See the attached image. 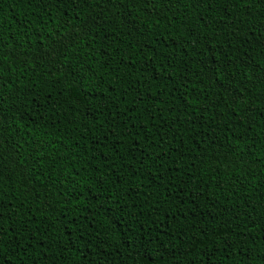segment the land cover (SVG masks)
I'll list each match as a JSON object with an SVG mask.
<instances>
[{"label": "trees", "instance_id": "16d2710c", "mask_svg": "<svg viewBox=\"0 0 264 264\" xmlns=\"http://www.w3.org/2000/svg\"><path fill=\"white\" fill-rule=\"evenodd\" d=\"M223 8V2L208 10L193 11L190 7H181L175 17L162 19L157 25L151 6L145 9L135 0L126 3L123 15L134 18L145 36L166 39L177 49L175 70L163 81H152V73L142 70L146 63L142 57L147 52L139 50L143 37L135 30L130 32L126 21L120 22L123 15L112 21L109 19L111 13H108L99 36L91 35L77 41L60 57L73 69L87 62L97 72L95 78L84 81L87 88L93 90L91 102L86 105L81 102L85 90L78 87L71 74L59 62H52L46 53L60 37L71 39L73 33L78 34L80 22L91 9L59 3L58 0H50L48 4H37L35 0H0V38L6 46L14 47L18 52V55L0 52V96L7 101L4 104L6 116L15 117L14 122L8 121L11 124L9 134L22 145L20 153L26 161L23 166L9 165L5 161L7 171L0 185V199L8 206L9 213L14 214L15 208L20 209L21 216L29 221V231L36 229L40 233L27 246L25 254H22L23 247L7 244V253L0 264H145L146 259L157 264H190L193 257L197 258L195 264H201L198 253L205 249L210 254L215 253L212 264H252L249 255L256 264H264L260 260L264 254V116L258 115L250 125H241L238 120L230 122L236 119L233 113L225 115L223 120L219 114L213 117L211 113H205L208 121L215 120V123L206 125L203 120L192 123V117L185 111L184 101L197 111L195 102L205 99L201 92L211 97L220 92L219 84L208 79L207 70L201 72L197 53L191 47L188 52L180 51L186 46V38L190 39L186 29L211 31L203 21L204 17L230 19L228 12H231L237 21H244L239 25L243 30L238 29L241 38L249 27L256 29V37L261 35L264 7L250 4L241 11L229 0L228 11ZM248 12L251 16L245 15ZM256 37L251 39L256 40ZM11 47L4 51L10 52ZM245 47L247 55L256 62L255 66L264 64V45L251 43ZM108 53L115 57V62L105 70L107 74L101 79L100 67ZM130 77L138 79L139 87L150 92V104L159 97L167 105L163 116L168 118L171 131L166 134L171 140L163 145L153 144V147L156 152L171 148L172 151L165 155V166L181 170L180 173H169L152 168V175L160 172L164 179L147 187L143 184L142 172L139 194L133 192L131 198L123 201L126 207L131 205L130 211L136 213L133 219L145 222L144 236L135 242L130 233L125 239V230L119 226L116 229L108 226V213L104 208H95L97 189L91 180L97 174V168L109 176L123 174L122 162L115 156H112L111 169L103 163L105 158L96 151L94 138L104 132L111 118L125 107L118 97L126 94L125 81ZM184 84L187 87L181 88ZM98 87L100 91H96ZM113 87L117 91L112 93V101H108L106 94L102 93L105 89L110 92ZM257 92L259 89H255L252 95ZM131 99L129 96V103ZM220 100V111L223 112L231 98L225 95ZM260 103L257 101L258 105ZM172 108L175 112L171 111ZM90 111L95 112V118L89 115ZM101 122L103 128L99 127ZM138 126L149 135L155 131L146 121ZM208 132L216 138L210 139ZM111 140L115 137L110 136L109 142ZM37 144L41 151L34 159L32 149ZM176 145H179V152L175 151ZM103 151L111 156L108 148ZM126 151L127 143L119 154L124 155ZM48 153H53L50 158L36 162ZM28 166H34L31 183H26L23 175V168ZM85 167L88 172L84 171ZM169 175L176 179L170 180ZM137 180V177L131 178L133 184ZM80 193L83 195L79 196ZM123 195V191L117 192L118 197ZM81 208L93 209L89 219L103 229L99 239L96 232L89 235L87 231H75L78 224H87ZM157 209L159 216L154 214ZM218 215L220 218L216 219ZM65 216L70 221L68 227L63 226ZM45 228L51 231L45 232ZM150 232H160L161 238L152 244L146 256L137 250V246L143 247L145 236ZM204 232L208 236H204ZM76 236L83 238L75 243ZM189 236L199 244L197 248L191 247ZM105 240L107 243L103 242ZM226 244L231 246L225 248Z\"/></svg>", "mask_w": 264, "mask_h": 264}, {"label": "snow or ice", "instance_id": "6c2138e0", "mask_svg": "<svg viewBox=\"0 0 264 264\" xmlns=\"http://www.w3.org/2000/svg\"><path fill=\"white\" fill-rule=\"evenodd\" d=\"M29 2H32V0H29ZM35 2L37 4H48L50 0H35ZM58 2L71 4L76 7L87 6L91 9L90 12L86 14L85 19L80 22L78 34L73 33L71 39L60 37L57 43L52 48L48 49L46 53L51 57L52 62H59L61 67L71 74L72 80L78 87L85 90L81 97V102L87 105L91 102L93 90L87 88L84 81L88 80L89 77L95 78L97 72L94 71L87 62L79 66V68L73 69L70 63L66 64L60 57L64 56L65 49L70 46H75L77 41L85 40V38L91 35L99 36V30L106 22L105 16L111 13L109 19L115 21L116 17L123 15L122 10L125 9L126 3H131V0H58ZM135 2L139 5H143L145 9L151 6L152 12L157 17L156 23L158 25L162 19H166L169 16L175 17L181 7H190L193 11L198 9L208 10L215 7L218 3L223 2V11L227 12L229 0H135ZM230 2L237 10L241 11L250 4H258L264 7V0H230ZM97 9H99V11H97ZM245 15L251 16V12L245 13ZM228 16L230 19H225L224 16H220L219 19L204 17L203 21L208 25L209 29H212L211 31L203 29L197 31L191 28L186 29L190 39L186 38V46L180 49V51L188 52L189 47H191V50L197 53L199 63L202 66L201 72L203 73V69H206L209 74L208 79L220 86V92L216 97L207 96L205 93L201 92V95L205 96V99L195 102L198 105L197 111H193L187 101H184L186 114L192 117V123H198L201 120H203L206 125L215 123V120L211 122L208 121L207 117L204 115L205 113H211L213 117L219 114L221 120H223L224 116L228 113H233L236 119L230 122L236 123L238 120L241 125H250L255 122L258 115L264 116V100H261V97L264 96V64H260L259 67L255 66L256 62L247 55V48L245 47V45L251 43H261L264 45V21H262L260 25L261 35L259 37H256V29L249 27L248 32L241 38L239 31L243 29H240L239 25L243 24L244 21H237L236 17L233 16L231 12H228ZM125 21L127 22L130 32L135 30L140 37H143L139 50H147V52L142 57V59L146 60V63L142 66V70L145 73H152V81H163L164 79L170 78L172 71H174L176 67L175 53L177 49L173 48L166 39L160 40L158 36H145V33L140 31V27L136 25L134 18L130 15H123V20L120 22L123 23ZM213 24H215V28H213ZM117 26H119V24ZM252 37H256V40H252ZM88 46L90 47V44ZM6 47L11 46H6L3 43V39L0 38V52H4L5 55L12 53H17L18 55L17 49L11 47L10 52L4 51ZM89 58H91V54ZM113 62H115V57H113L111 53H108L100 67L101 79L107 74L105 70L108 69ZM157 65H160V67L157 68ZM133 67H135L134 64ZM163 73H167V75ZM125 83L127 85L124 89L126 94L118 97L120 103L125 104V107L116 113L119 119L117 120L116 116H113L111 121L108 122L105 131L94 138L95 145L97 146L96 151L100 156L105 158L103 163L111 169L112 156H115L117 161L122 162L120 163V168L123 169V174L119 176H109L107 173L101 172L100 169L97 168V174L92 176L91 180L97 189L95 193V208H104L108 213V217L106 218L108 226L113 229L119 226L120 229L125 230V239H127V234L130 233L133 237V242H135L140 236H144L145 222L141 219H133L136 213L130 211L129 207H131V205L126 207L123 201L131 198L133 192L139 194L141 183L139 178L142 172L144 177L143 184L147 187L164 179L160 172L152 175V168H157L163 172L169 173L172 171L180 173L181 170L179 168L171 169L165 166V155L172 151L171 148L165 149L164 152H156L155 147H153V144L163 145L171 140V137L166 134L171 131L168 127V118L163 116L164 108L167 105H165L164 101L160 100L159 97L156 98L154 104H150V92H146L142 87H139L140 82L138 79L130 77ZM148 87H151V81ZM180 87L185 88L187 84L181 85ZM255 89H259V92L253 96L252 93ZM96 91H100V88L98 87ZM116 91L117 89L113 87L110 92L105 89L102 94H106L107 100L112 101V93ZM60 94L62 95L63 93L61 92ZM225 95L231 98V103L227 104L225 111L221 112L220 97ZM129 96L132 97L131 103L128 102ZM182 97L183 93L181 94V98ZM257 101H261V103L258 105ZM6 102L7 101L0 96V185H2L3 177L7 171L4 167L5 161H7L9 165L18 164L23 166L26 163L20 153L22 145L14 136L9 134L11 124L8 121L11 119L14 122L15 117L9 118L6 116L4 109V104ZM117 108H119V105H117ZM141 109L143 110L141 111ZM171 111L175 112V108H172ZM133 114H135V119H133ZM89 115L95 118V112L90 111ZM145 121L152 129H155L151 135H149L148 131L142 132L141 127L138 126H142ZM99 127L103 128L104 123L101 122ZM117 129H119V134H117ZM228 131L231 132V129ZM245 131H247V129H245ZM207 135L210 139L216 138L211 135V132H208ZM110 136L115 137V140L109 142ZM125 137L127 141H125ZM125 143H127V151L124 155H121L119 152ZM50 144L51 142H49L48 146H50ZM105 148L111 151V156L108 152L103 151ZM149 148L152 149L151 152L148 151ZM40 151L41 147L37 144V146L32 149L34 159H36ZM54 151L55 149H53V152ZM175 151H180L179 145L175 146ZM52 154L53 153H48L47 156H41L36 162L39 163L41 160L48 159ZM96 158L97 157H94L93 159ZM129 168L132 169L131 172L128 171ZM84 171L88 172V168L85 167ZM33 174L34 166L23 168V175L26 178V183H31ZM77 175H79V173H77ZM133 176L138 178L135 184L131 182ZM148 177H151V179H147ZM169 179L175 180L176 177L169 175ZM125 184H127V188H125ZM52 187H55V185H52ZM113 188H115V191L112 190ZM119 191L124 192L122 197L117 196V192ZM169 194H171V190ZM71 195L76 196L77 193H72ZM82 195L83 193L79 194V196ZM114 197L116 198L113 199ZM145 199H147V196H145ZM82 203L85 202L82 201ZM81 212L87 224H78L75 231H87L89 235L96 232L97 239H99V233L103 231V229L98 228L97 225L92 223V220L89 219V216L93 215V209L85 210L81 208ZM154 214L159 216V210L157 209ZM25 215H27V213H25ZM139 215L142 217L143 212L139 213ZM215 218L219 219L220 217L218 215ZM185 219H187V217H185ZM32 223H35V221H32ZM69 225L70 221L67 216H65L63 226L68 227ZM133 226H135V231H133ZM238 226L239 225H237V227ZM29 227V221L21 216L19 208H15L14 214H11L9 213L8 206L0 199V262H2L7 253L5 247L7 244L11 243L23 247L24 252L22 254L26 253L27 246H30L36 236L40 235L36 229L29 231ZM168 227L170 228L171 225L169 224ZM49 231H51L50 228H45V232ZM203 235L208 236V233L204 232ZM213 235H215V230L213 231ZM82 238V236H76L75 243H78ZM160 238V232L148 233V235L145 236L143 247L140 248L137 246V250L143 251L147 256L149 254L148 250L151 248L152 244H156V241ZM177 239H179V237H177ZM189 241H191V247L193 249L199 246L196 241H192L191 236H189ZM24 242H27V245H25ZM103 242L107 243L106 240ZM199 243H203V241H199ZM230 246V244H226L225 248ZM129 247H132V244H129ZM157 248H159V244H157ZM12 252L15 254L16 249L13 248ZM241 252H243V249H241ZM213 255H215V253L210 254L207 249L198 253L201 264H212ZM196 259V257H193L190 264H195ZM248 260L252 261V264H256L252 255H249ZM260 260L264 261V254L261 255ZM145 264H157V262L146 259Z\"/></svg>", "mask_w": 264, "mask_h": 264}]
</instances>
